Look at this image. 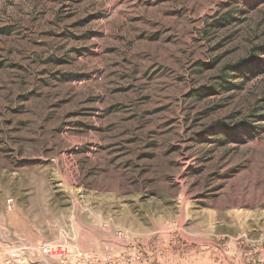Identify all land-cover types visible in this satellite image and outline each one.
<instances>
[{
  "label": "rangeland",
  "instance_id": "rangeland-1",
  "mask_svg": "<svg viewBox=\"0 0 264 264\" xmlns=\"http://www.w3.org/2000/svg\"><path fill=\"white\" fill-rule=\"evenodd\" d=\"M262 45L264 0H0V264H264Z\"/></svg>",
  "mask_w": 264,
  "mask_h": 264
},
{
  "label": "trees",
  "instance_id": "trees-1",
  "mask_svg": "<svg viewBox=\"0 0 264 264\" xmlns=\"http://www.w3.org/2000/svg\"><path fill=\"white\" fill-rule=\"evenodd\" d=\"M257 54H253V56L249 57L248 59L246 60H243L241 62H239L238 65H236L233 69H231L233 72H241V70H245V69H248V68H251L254 63L256 62L255 66H257V58L256 56L257 55H264V45H262L261 47H259L256 51Z\"/></svg>",
  "mask_w": 264,
  "mask_h": 264
},
{
  "label": "built area",
  "instance_id": "built-area-1",
  "mask_svg": "<svg viewBox=\"0 0 264 264\" xmlns=\"http://www.w3.org/2000/svg\"><path fill=\"white\" fill-rule=\"evenodd\" d=\"M12 205H13V201H12V199H7V201H6V206H7V208H8V209H11V208H12ZM42 252H43V253H48V252H50V251H49V249H47L46 247H44V248L42 249Z\"/></svg>",
  "mask_w": 264,
  "mask_h": 264
}]
</instances>
